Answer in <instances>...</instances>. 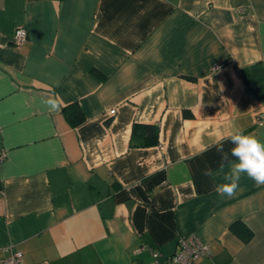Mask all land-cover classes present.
<instances>
[{
	"label": "crops",
	"instance_id": "1",
	"mask_svg": "<svg viewBox=\"0 0 264 264\" xmlns=\"http://www.w3.org/2000/svg\"><path fill=\"white\" fill-rule=\"evenodd\" d=\"M237 128L264 141V0H0V259L149 264L193 232L196 264H264V185L214 190Z\"/></svg>",
	"mask_w": 264,
	"mask_h": 264
},
{
	"label": "clouds",
	"instance_id": "2",
	"mask_svg": "<svg viewBox=\"0 0 264 264\" xmlns=\"http://www.w3.org/2000/svg\"><path fill=\"white\" fill-rule=\"evenodd\" d=\"M41 103L50 112H58L63 101L58 93L53 92L41 97ZM224 140L232 145L228 151H225ZM216 151L221 156L216 174L222 176V182L216 184L214 189L218 195L229 198L234 196L242 175H246L257 185H264V141L255 133H245L244 129L237 128L221 137ZM230 156L234 159H230ZM204 175L212 177L214 173L211 169H206Z\"/></svg>",
	"mask_w": 264,
	"mask_h": 264
},
{
	"label": "built area",
	"instance_id": "3",
	"mask_svg": "<svg viewBox=\"0 0 264 264\" xmlns=\"http://www.w3.org/2000/svg\"><path fill=\"white\" fill-rule=\"evenodd\" d=\"M27 39L24 28H17L13 34V43L21 45ZM5 154L0 151V161ZM208 253V245L203 243L195 233L182 235L177 240L175 252L163 258L158 252L153 251L152 261L149 264H196L197 260ZM0 264H22V254L12 252L8 257L0 259Z\"/></svg>",
	"mask_w": 264,
	"mask_h": 264
},
{
	"label": "trees",
	"instance_id": "4",
	"mask_svg": "<svg viewBox=\"0 0 264 264\" xmlns=\"http://www.w3.org/2000/svg\"><path fill=\"white\" fill-rule=\"evenodd\" d=\"M63 115L67 122L71 126H77L83 120V115L77 105H70L62 110ZM139 133L140 140L137 141L136 145L138 146H147V145H155L157 144L158 139V127L155 125H137L133 126L132 135H136ZM231 230L242 238L244 241H247L251 233L250 231L242 224L235 223L231 226Z\"/></svg>",
	"mask_w": 264,
	"mask_h": 264
}]
</instances>
